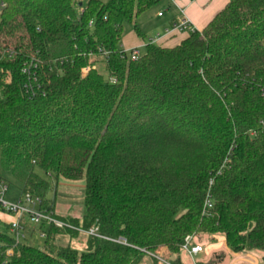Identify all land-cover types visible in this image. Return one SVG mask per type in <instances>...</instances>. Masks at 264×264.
<instances>
[{"label":"trees","instance_id":"1","mask_svg":"<svg viewBox=\"0 0 264 264\" xmlns=\"http://www.w3.org/2000/svg\"><path fill=\"white\" fill-rule=\"evenodd\" d=\"M160 1L0 0L1 165L52 211L46 176L85 178L84 216L66 220L103 236L17 243L0 211V264H183L203 233L264 251V0L133 58L124 24Z\"/></svg>","mask_w":264,"mask_h":264},{"label":"rangeland","instance_id":"2","mask_svg":"<svg viewBox=\"0 0 264 264\" xmlns=\"http://www.w3.org/2000/svg\"><path fill=\"white\" fill-rule=\"evenodd\" d=\"M159 9H161L160 5H156L155 7L153 6L150 9H148L147 18H151V22L153 15ZM136 23L141 27L140 19H137ZM136 23L127 21L124 24L125 34L129 30L135 29ZM149 28H151L150 25ZM155 33L156 31H154V34ZM154 36H156V34ZM140 51L141 54L144 53L145 47L141 48ZM0 176L4 177L8 181L10 185L9 195L11 197H16L21 193L20 184L13 178V175L11 174L10 171H7L6 169L3 168L1 162H0ZM46 177L52 182L51 189L49 190L47 195V199L50 201L56 199L57 201L56 209L58 211H68V212L74 211V214H76V216L61 215V217L83 218L85 213V206H84L85 184H86L85 178L78 180H69L62 177L57 181L50 176H46ZM2 220L7 223V221L4 218ZM189 236L191 237L192 243L200 244L201 246H203L204 251L199 255L192 257V255L188 251H186L183 247L179 255L183 264H264V259H263L264 251L255 250V251H243L240 253H234L227 246H224L223 244V241L225 242L224 236L217 237L218 246L213 251H212V246H210L211 244H213L211 243L212 236L210 234L203 233L198 235L193 234ZM87 239L88 238L86 237V235L83 234H80L77 237H73L65 234L58 236L56 242L59 245H63V246L70 245L82 251L87 248ZM27 242L41 248L45 246V239L38 238V235L32 230L31 226H29L28 228ZM158 257H159V263L157 264H167L166 262L175 261L177 255L171 254L167 250H162L159 253ZM143 264H155V263L151 257H146Z\"/></svg>","mask_w":264,"mask_h":264},{"label":"crops","instance_id":"3","mask_svg":"<svg viewBox=\"0 0 264 264\" xmlns=\"http://www.w3.org/2000/svg\"><path fill=\"white\" fill-rule=\"evenodd\" d=\"M228 1L229 0H161L156 4L160 5L161 9L155 12L152 22L151 18H147L148 10L138 18L141 23V27L137 24L141 31L140 33H138L136 29H131L126 34L124 32L122 46L127 51L134 48L140 50L143 47L146 48L151 38H156L155 43L158 45L174 46L180 43L182 39L189 34L188 31L182 32L176 30V24L187 17L194 30H203L217 14L225 8ZM156 5H154V7ZM160 13H162V15H159ZM149 25L151 28H149ZM154 31H156V36H154ZM56 204L57 201L55 203V210L60 216H76L74 211H58L56 209ZM3 218L7 223L14 219L8 214H4ZM223 244L226 246L224 241ZM210 246H212L213 251L217 248L218 243L214 242Z\"/></svg>","mask_w":264,"mask_h":264},{"label":"built area","instance_id":"4","mask_svg":"<svg viewBox=\"0 0 264 264\" xmlns=\"http://www.w3.org/2000/svg\"><path fill=\"white\" fill-rule=\"evenodd\" d=\"M159 15H162V13ZM175 29L182 32L194 31V28L191 26L190 20L187 17L176 24ZM150 42L155 43L156 38H151ZM126 52L133 58H138L141 55V51L137 48L128 51L126 50ZM9 191L10 185L8 181L4 177L0 176V211H3L14 218L8 224L9 231L15 236L17 243H29L27 242L29 226H31L32 230L38 235V238L42 239H46V229L50 226H55L60 229H76L80 231V234L103 237L98 233L99 225L97 224L88 230L78 228L71 224L69 220H66V218L63 219L64 217H61L57 214V212L45 208L40 197L31 193H20L17 197H11L9 195ZM205 208H213V203L211 201H207ZM120 241L125 243V240ZM183 247L192 255V257L197 256L204 251L203 246L198 243H192L190 236L186 238ZM166 263L171 264L170 262Z\"/></svg>","mask_w":264,"mask_h":264}]
</instances>
